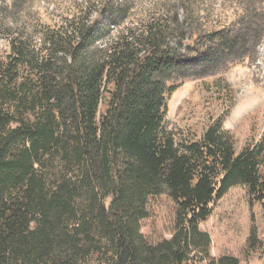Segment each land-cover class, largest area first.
Returning <instances> with one entry per match:
<instances>
[{"label": "trees", "instance_id": "1", "mask_svg": "<svg viewBox=\"0 0 264 264\" xmlns=\"http://www.w3.org/2000/svg\"><path fill=\"white\" fill-rule=\"evenodd\" d=\"M30 1L0 5V264H240L200 226L235 187L264 214V134L237 151L222 112L175 140L166 115L188 79L233 106L223 75L255 61L264 0H71L60 23Z\"/></svg>", "mask_w": 264, "mask_h": 264}, {"label": "rangeland", "instance_id": "2", "mask_svg": "<svg viewBox=\"0 0 264 264\" xmlns=\"http://www.w3.org/2000/svg\"><path fill=\"white\" fill-rule=\"evenodd\" d=\"M70 1L31 0L27 5L41 16L42 21L60 23V10L67 7ZM150 1L141 0V3ZM7 3L8 0H0L1 6ZM5 50V43L0 39V54ZM223 77L233 91V106L226 113L228 104L221 106L211 103V96L205 92L203 84L209 83L211 79L185 80L173 93L168 102L166 129L175 140L198 138L203 126L224 112L223 130L232 135L237 151L259 142L264 134V37L253 63L231 67ZM148 209L150 217L142 222L141 232L151 240L169 238L172 204L165 196H161L149 200ZM252 228L256 230L258 247L250 251L248 245ZM200 229L210 236L212 257L231 255L237 257L240 264H264L262 206L250 204L241 187L231 188L214 205L211 217Z\"/></svg>", "mask_w": 264, "mask_h": 264}]
</instances>
